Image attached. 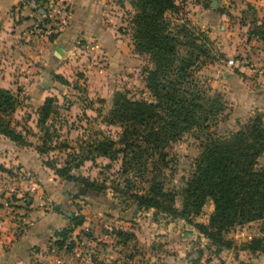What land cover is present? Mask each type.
I'll return each instance as SVG.
<instances>
[{"label": "rangeland", "instance_id": "rangeland-1", "mask_svg": "<svg viewBox=\"0 0 264 264\" xmlns=\"http://www.w3.org/2000/svg\"><path fill=\"white\" fill-rule=\"evenodd\" d=\"M124 1L129 13L132 12L129 0ZM175 2L177 8L173 12L165 11L173 31L177 30L175 24L181 23L192 36H206L203 40L206 52L203 54L184 43L187 35L182 36L180 32L176 53L184 55L187 50H193L191 76L198 87L221 94L225 102L222 112L207 128H191L170 141L164 147L165 164L153 167L148 163L145 169L133 165L123 171L120 153L113 158L105 155L82 157L89 141L104 136L117 137L118 122H109L106 118L113 92L123 91L130 98H152L145 86L146 69L151 66L147 53H139L142 63H139L136 78H131L132 73L125 71L128 76L116 82L118 89L108 87L100 91L93 90L94 86L87 88L84 72L78 64L74 65L70 80L63 77L66 79V83L61 82L64 86L53 89L48 86L46 96L54 98L56 111L48 121L49 137L44 138L43 143L42 129L35 120L37 113L24 105V93L12 91L16 105L8 118L15 128L25 131L26 145L43 148L44 152L39 155L46 157L49 166L44 171L55 172V167L67 164L66 160L71 166L69 171L75 178L60 176L56 184L67 199L65 211L68 214L83 211L80 224L83 228L75 230L73 225L68 232L65 242L72 240L74 243L70 250L57 247L54 243L56 237L51 235L43 245L33 244L27 255L20 253L17 245H11L9 240L22 231V212L32 208V200L37 206L41 200H47V193L43 180L37 178L42 172L9 164V138L0 133V264H163L160 258L164 251L176 255L174 260L182 251L178 262L187 264L189 253L202 246L207 248L203 247L201 258H206L208 264H227L231 258L242 264H264V251L251 252L247 248V239L253 236L264 240V217L231 226L223 233L230 242L224 249L208 244L202 233H191V230H197L191 220L207 221L212 208L210 200L204 202L197 214L179 217L160 208L136 207L132 197L135 191L142 192L148 179L154 175L155 180L162 182L164 190L173 193L171 206H179V188L192 169L193 158L206 134L232 131L256 112H260L264 121V47L259 41L253 44L249 41L250 27L236 24L238 11L231 9L235 8L236 1L215 0L213 4L212 0ZM123 16L128 19L129 14ZM229 58L233 59L232 63L228 62ZM48 79L59 82L53 75ZM15 144L23 145L16 141ZM77 162L80 163L73 166ZM256 166L264 168V149L257 157ZM82 178L92 179L94 185L85 187ZM125 178L129 184L125 185ZM58 208L64 211L62 206ZM88 213L96 216L93 225ZM168 221L172 224L166 230ZM67 224L68 221L64 226ZM155 225L164 229V233L151 234ZM154 250L158 254H152ZM14 253L19 255L15 257Z\"/></svg>", "mask_w": 264, "mask_h": 264}, {"label": "trees", "instance_id": "trees-1", "mask_svg": "<svg viewBox=\"0 0 264 264\" xmlns=\"http://www.w3.org/2000/svg\"><path fill=\"white\" fill-rule=\"evenodd\" d=\"M129 13L133 48L149 55L151 66L146 69L145 86L152 98H130L123 91L113 92L111 106L107 112L109 122H118L120 130L115 139L104 136L89 141L82 158L105 155L113 158L120 153L121 169L137 165L145 169L165 164L164 147L191 129H204L213 123L222 112L225 102L218 91L208 92L197 86L191 76L193 50L177 55L176 45L179 33L186 36L184 43L191 49L205 53L206 36L197 37L187 33L185 24H175L177 30L165 16L173 12L175 0H129ZM180 25V28H179ZM264 23L252 28L264 36ZM181 30H184L182 33ZM59 82L66 79L53 74ZM16 96L9 88L0 86V133L9 139L25 143L20 130L10 123L8 115L14 110ZM56 111L52 96H45L36 109V124L42 129V141L49 137L47 126ZM42 150V147H38ZM264 149V121L260 112L250 115L237 128L225 134H206L199 151L192 161V169L179 188L180 205L171 206L172 192L162 188V182L154 175L142 192L132 194L136 207H154L189 217L199 212L205 201L210 200L212 208L207 221L191 224L207 238L208 244L227 248L230 244L224 232L234 224L264 217V168L257 167V157ZM63 166L55 167V173L65 179H74L66 160ZM80 162L75 163L77 166ZM85 187L94 185L88 178L81 179ZM128 178H125L129 184ZM68 224L55 230L57 247L70 250L72 240L65 242L71 227L81 224L83 214L70 213ZM251 251H264V240L259 237L248 239ZM205 246L190 252L187 264H208L201 258Z\"/></svg>", "mask_w": 264, "mask_h": 264}, {"label": "crops", "instance_id": "crops-1", "mask_svg": "<svg viewBox=\"0 0 264 264\" xmlns=\"http://www.w3.org/2000/svg\"><path fill=\"white\" fill-rule=\"evenodd\" d=\"M235 1V8L231 9L238 11L236 24L250 27L249 41L252 44L259 41L264 47V36L252 31L254 26L264 23V0ZM124 13L129 14L124 0H0V86L17 94L24 93V105L32 107L36 114L48 86L51 89L64 86L48 78L56 73L70 80L74 65L78 64L83 70L86 87L94 86L93 90L118 89L116 82L128 76L125 71L132 73L130 77L135 79L142 63L141 54L133 48ZM54 44L62 48L61 55L55 54ZM21 133L24 137L25 131ZM9 143V164L42 172L37 178L43 180L47 193V200H41L39 206L32 200V208L22 212V231L9 240L11 245H17L20 253L27 255L33 244L43 245L49 235L55 238V230L67 223L70 213L65 211L67 199L56 184L60 176L44 171L49 169L46 157L39 155L44 150L26 143L15 144L11 139ZM87 217L93 225L95 214L88 213ZM171 224L168 221L164 229L169 230ZM155 226L151 234L164 233V229ZM81 228L80 224L74 227L75 230ZM191 233L199 232L193 229ZM9 234L13 235L10 231ZM156 250L151 251L152 254H158ZM181 254L182 251L178 252L174 260L176 255L164 251L160 259L163 264H180L178 256ZM227 264L242 263L231 258Z\"/></svg>", "mask_w": 264, "mask_h": 264}, {"label": "water", "instance_id": "water-1", "mask_svg": "<svg viewBox=\"0 0 264 264\" xmlns=\"http://www.w3.org/2000/svg\"><path fill=\"white\" fill-rule=\"evenodd\" d=\"M215 0H212V4L214 3ZM54 49H55V54L57 56L61 55L63 53L62 48L58 44H54Z\"/></svg>", "mask_w": 264, "mask_h": 264}, {"label": "built area", "instance_id": "built-area-1", "mask_svg": "<svg viewBox=\"0 0 264 264\" xmlns=\"http://www.w3.org/2000/svg\"><path fill=\"white\" fill-rule=\"evenodd\" d=\"M228 62H229V63H232V62H233V59L229 58V59H228Z\"/></svg>", "mask_w": 264, "mask_h": 264}]
</instances>
